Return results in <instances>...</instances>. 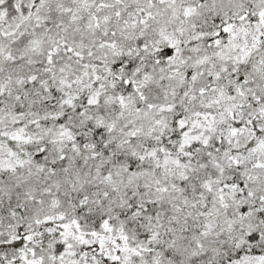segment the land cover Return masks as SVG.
I'll list each match as a JSON object with an SVG mask.
<instances>
[{"label": "snow or ice", "instance_id": "6c2138e0", "mask_svg": "<svg viewBox=\"0 0 264 264\" xmlns=\"http://www.w3.org/2000/svg\"><path fill=\"white\" fill-rule=\"evenodd\" d=\"M0 264H264V0H0Z\"/></svg>", "mask_w": 264, "mask_h": 264}]
</instances>
